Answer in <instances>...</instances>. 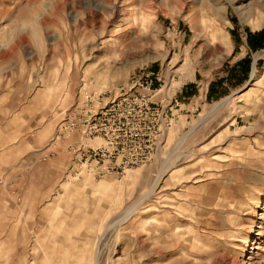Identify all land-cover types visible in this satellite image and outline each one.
Listing matches in <instances>:
<instances>
[{"label":"rangeland","instance_id":"1","mask_svg":"<svg viewBox=\"0 0 264 264\" xmlns=\"http://www.w3.org/2000/svg\"><path fill=\"white\" fill-rule=\"evenodd\" d=\"M231 1L0 0V264H248L264 7Z\"/></svg>","mask_w":264,"mask_h":264},{"label":"bare ground","instance_id":"2","mask_svg":"<svg viewBox=\"0 0 264 264\" xmlns=\"http://www.w3.org/2000/svg\"><path fill=\"white\" fill-rule=\"evenodd\" d=\"M243 0H233V1H231V3H230V5L232 6L233 4H239V3H241ZM254 2H256L257 4L255 5V7L254 8H256L255 10H254V12H257L258 14L260 13V10L264 7V0H255ZM228 5H229V3H228ZM264 9V8H263ZM257 10V11H256ZM222 12H225V9L223 10L222 9ZM247 17L248 18H250V16H251V12H247ZM119 46V45H118ZM113 51V50H112ZM115 52V51H114ZM116 56V55H115ZM101 57V56H100ZM105 57V56H104ZM103 60V59H102ZM106 61H108L109 62V60H107L106 59ZM105 61V62H106ZM111 61V60H110ZM100 62V61H99ZM112 62V61H111ZM262 79H264V74L262 75ZM217 107V106H216ZM166 171L164 170L163 171V174L165 173ZM161 175V174H160ZM159 175V176H160ZM161 177H163V175H161ZM161 177L159 178V177H157V178H159L158 179V181H156L155 182V184L152 186V191H151V193H154V191H156V189H161ZM171 177V178H170ZM169 178L170 179H167V181H165L166 183H165V186L166 187H175V182H176V180L174 179V176L172 175V176H170ZM157 180V179H156ZM168 182V183H167ZM168 185V186H167ZM171 191H173L174 189H170ZM161 192H162V190H161ZM161 192H159L158 191V193L156 194V195H158L159 193H161ZM150 193V192H149ZM157 204L155 203V205H154V209L155 210H157L158 208H157V206H156ZM257 205H258V203H257ZM245 206H246V203H244L243 205H241L240 206V208L239 209H243V208H245ZM161 209V208H160ZM256 210V209H255ZM262 214L260 215V217H258V219H259V221H258V225H259V227H258V229H259V231H258V233L256 234V237H255V235L252 237V242H249L248 241V237H245L244 239H242V240H240V244H242L243 246H247V244L248 245H251L252 247L249 249L248 248V250H250V252H248L247 254H248V257L246 258V260H248V264H264V231H263V226H264V207L262 208ZM166 212H168V211H166ZM165 212V213H166ZM249 212V211H248ZM158 213L159 212H157L156 211V213H155V225H156V228H155V230H154V236H155V241L157 242V244H154V248H153V254H154V256H155V254L156 255H158V258H156L157 259V261H159V255H161V253H160V250H159V246H158V241H159V237H160V233H161V230H160V228H161V225H160V219H159V217L157 216L158 215ZM169 213V212H168ZM243 213V212H242ZM249 216V215H248ZM234 221V222H233ZM233 221H232V223H233V225L235 226V227H240V225H242V224H244L243 222L244 221H242V219H239L238 217H235L234 219H233ZM246 224V223H245ZM251 226V225H250ZM154 229V228H153ZM251 235H252V233H251ZM229 237H230V241L228 240V244H229V246H231L232 248H235V249H237L238 248V246H237V244H235V236L234 235H232V236H230L229 235ZM232 239H233V241H232ZM247 249V248H246ZM243 262V261H242ZM244 263V262H243Z\"/></svg>","mask_w":264,"mask_h":264},{"label":"trees","instance_id":"3","mask_svg":"<svg viewBox=\"0 0 264 264\" xmlns=\"http://www.w3.org/2000/svg\"><path fill=\"white\" fill-rule=\"evenodd\" d=\"M260 37H261V34L257 36H249V45L251 47V50L256 51L258 49H261L262 47L261 45L258 46V44H254V41L257 42L258 38ZM250 66H251V61L248 58H244L240 60L233 67L227 70L226 77L224 78V82L233 88L238 87L247 79L248 73L250 71ZM218 84H221V82L217 81V82L211 83L210 91H212L215 85H218ZM226 92L227 91L224 90L221 93V96H223Z\"/></svg>","mask_w":264,"mask_h":264},{"label":"built area","instance_id":"4","mask_svg":"<svg viewBox=\"0 0 264 264\" xmlns=\"http://www.w3.org/2000/svg\"><path fill=\"white\" fill-rule=\"evenodd\" d=\"M87 120H90L89 118H87ZM72 126H73V124H72ZM103 149L102 150H96V151H93L92 152V157H93V159H100L101 158V156H102V154H103Z\"/></svg>","mask_w":264,"mask_h":264}]
</instances>
